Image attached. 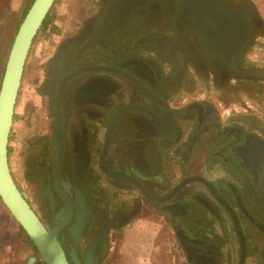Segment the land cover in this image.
Instances as JSON below:
<instances>
[{
    "label": "flooded vegetation",
    "instance_id": "1",
    "mask_svg": "<svg viewBox=\"0 0 264 264\" xmlns=\"http://www.w3.org/2000/svg\"><path fill=\"white\" fill-rule=\"evenodd\" d=\"M84 4L47 26L23 75L10 174L26 201L47 229L61 225L70 264L103 231L91 264H105L141 228L175 264H264L256 1Z\"/></svg>",
    "mask_w": 264,
    "mask_h": 264
},
{
    "label": "water",
    "instance_id": "2",
    "mask_svg": "<svg viewBox=\"0 0 264 264\" xmlns=\"http://www.w3.org/2000/svg\"><path fill=\"white\" fill-rule=\"evenodd\" d=\"M55 0H32L21 18L11 42L0 80V199L11 216L32 241L40 260L44 264H70L60 241L57 230L60 224L47 229L12 177L8 146L13 126V115L22 83L30 47L50 14ZM262 22L264 20L261 18ZM68 208L69 203L66 201ZM100 233L91 242L85 264H91V251L103 236ZM73 264H81L74 252ZM36 257L27 264H34Z\"/></svg>",
    "mask_w": 264,
    "mask_h": 264
},
{
    "label": "rangeland",
    "instance_id": "3",
    "mask_svg": "<svg viewBox=\"0 0 264 264\" xmlns=\"http://www.w3.org/2000/svg\"><path fill=\"white\" fill-rule=\"evenodd\" d=\"M28 1L29 0H0L1 58H4L5 53L3 51L7 48L9 43L11 44L13 40L14 34L17 30V28H15V24L17 21L20 22L21 18L23 17L27 9L26 5ZM89 1L90 0H55L53 8L48 15V17H52V19L49 21V24L47 23L45 27H43V24L33 42L32 47H30L31 50L26 63V67L28 69L31 67L30 63H32L33 60H36L44 52V50L46 49L45 47L48 46V43L54 37H50V34L47 33L48 31H45V29H47V26L60 24V18L62 19V21L69 19V15L67 14L68 8H75L80 2L85 3L83 6L86 7L87 2ZM255 1L257 3L260 14H262L261 16L264 18V0ZM5 40V49L3 48L2 50L1 48L3 47V43ZM2 63L3 59L2 62L0 60V72L3 65ZM25 76H28L27 72L25 73ZM27 81V78L24 80L23 76V84L21 83V87L22 85L24 87V83L26 84ZM10 144L14 150L13 153L9 155V164L11 169V166H13V168L14 166H16V163L14 162V152L17 153L19 147L18 137H11L10 135L9 145ZM17 229V223L0 199V264H27V262H29V258L34 256V253L37 252L33 250V248L29 245H24L21 242H17L18 239L14 237V233ZM151 232L152 230L141 228L140 231L136 233V238H131L130 241L125 239L123 244L119 246V250L118 247L115 249H109L105 264H175L176 260L174 259L172 253L168 254L169 252H166L165 255L162 252L164 250H158V246L154 244L156 235ZM132 239L136 242V244L131 242ZM110 246H112V244ZM34 264H36V262Z\"/></svg>",
    "mask_w": 264,
    "mask_h": 264
},
{
    "label": "trees",
    "instance_id": "4",
    "mask_svg": "<svg viewBox=\"0 0 264 264\" xmlns=\"http://www.w3.org/2000/svg\"><path fill=\"white\" fill-rule=\"evenodd\" d=\"M31 1L32 0H29L28 2H27V5H26V8H28V6L30 5V3H31ZM52 19V17H48L47 16V18H46V20L44 21V26L43 27H45L46 25H47V23L50 21ZM18 21L16 22V27L15 28H17V26H18ZM16 30V29H15ZM15 32V31H14ZM5 43H6V40L4 41V43H3V47L1 48L2 50H3V48H4V45H5ZM10 43H9V45L7 46V48L3 51L4 53H5V55H4V58H1L0 60H1V62H2V59H3V65H2V67H1V72H0V80H1V77H2V73H3V67H4V64H5V61H6V58H7V54H8V51H9V49L8 48H10ZM6 51V52H5ZM17 226H18V229L15 231V233H14V237H16L17 239V242H21L22 244H24V245H29V246H31L32 248H33V250H35L36 251V248L34 247V245H33V243H32V241L29 239V237L27 236V234L24 232V230L21 228V226L17 223ZM22 240V241H21ZM20 248V247H19ZM21 249V248H20ZM20 249H18V250H20ZM36 264H44L41 260L40 261H36Z\"/></svg>",
    "mask_w": 264,
    "mask_h": 264
}]
</instances>
